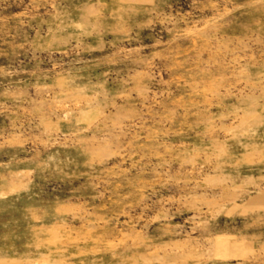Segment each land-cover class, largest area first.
Wrapping results in <instances>:
<instances>
[{
    "label": "rangeland",
    "instance_id": "374dc122",
    "mask_svg": "<svg viewBox=\"0 0 264 264\" xmlns=\"http://www.w3.org/2000/svg\"><path fill=\"white\" fill-rule=\"evenodd\" d=\"M0 264H264V0H0Z\"/></svg>",
    "mask_w": 264,
    "mask_h": 264
}]
</instances>
